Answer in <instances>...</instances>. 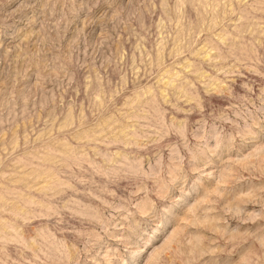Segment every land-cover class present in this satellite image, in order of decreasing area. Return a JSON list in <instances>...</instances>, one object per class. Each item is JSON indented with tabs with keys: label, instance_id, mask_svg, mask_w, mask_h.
<instances>
[{
	"label": "rangeland",
	"instance_id": "rangeland-1",
	"mask_svg": "<svg viewBox=\"0 0 264 264\" xmlns=\"http://www.w3.org/2000/svg\"><path fill=\"white\" fill-rule=\"evenodd\" d=\"M0 264H264V0H0Z\"/></svg>",
	"mask_w": 264,
	"mask_h": 264
}]
</instances>
